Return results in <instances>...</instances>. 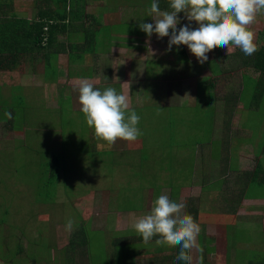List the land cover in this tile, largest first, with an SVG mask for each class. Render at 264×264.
<instances>
[{
	"label": "rangeland",
	"instance_id": "1",
	"mask_svg": "<svg viewBox=\"0 0 264 264\" xmlns=\"http://www.w3.org/2000/svg\"><path fill=\"white\" fill-rule=\"evenodd\" d=\"M117 3L118 0H88L87 11H93L99 23H105L107 20L116 23L119 20L117 25H112L116 31L112 34L113 40L124 45L123 48L112 46L107 53H98L94 63H90L91 59L87 58L88 56L82 63L69 62L66 55L59 56L57 60L59 74L56 83L48 87V92L42 90L47 85L42 80L36 84L42 89L35 87L36 96L43 94L45 108L51 112L44 113L42 106L44 104H39L41 98L24 97L18 89L5 92L0 89V112L3 113L2 116L0 115V130L4 131H0V154L7 155L0 163V264H61L59 249L35 250L33 247L35 250L33 252L31 249H25L26 243L35 231L46 232L55 228V232L59 230L55 235L58 247L65 244L66 231H68L65 228L67 219L74 220L72 230L68 231L74 233L79 218L72 202L75 203L80 198L91 204V207L85 205L86 211L83 212V217L92 218L93 228L96 225L101 227L106 222L110 229L113 224L114 229L121 230L122 224L127 225V219L115 213L116 209L123 213L133 211L142 214L145 209L150 210L152 202L160 195H167L172 201L184 203V196L190 192L189 188H185L179 193L180 186L184 183H194L199 191L193 188L191 192H198L197 195L203 197V193L209 191L202 192L199 189L200 183L209 176L214 178L217 171V168H211L207 162L209 159H219L223 154L222 147L228 149L233 156L238 153L236 157L239 164L248 171L254 167L257 157L261 158L260 165H264V153L258 151L264 140V96L258 98L263 102L259 108H247L249 104L244 106L242 98H247L248 103H254L257 91L256 89L253 91L248 86L250 82L245 81L244 97L240 92L235 93L240 83L236 78L221 77V81L216 82L215 89L204 90L200 86L202 80L196 81V77L195 80L189 79L188 65L183 63V60L180 62L182 58L177 55V51L175 62L173 61L172 50L167 51L170 37L158 39L153 33L149 38L140 29L141 23L154 25L153 18L147 16L146 5L149 0H120L123 6H127L123 11L127 13L122 19L112 16ZM13 5L19 8V10L15 8V11L26 12L27 18L34 14L32 0H13ZM177 15L180 19L178 29L189 23L193 29L194 22H189L184 13ZM125 17L127 21H124ZM4 18L6 19V16L1 12L0 23ZM141 36H143L142 39L140 38L142 41L138 39ZM100 37H102L101 33ZM145 37L147 40L144 39ZM218 55L222 53L217 52L213 73L209 75L203 72V80L210 82L214 76L223 75L225 69L228 70L234 64L238 67L237 62ZM233 56L238 58L241 54L235 53ZM183 67L186 68L185 71ZM172 69L183 71L184 76L166 79L165 76L172 73ZM195 70L199 72L196 68ZM13 73L7 72L8 76L3 74L0 76L2 87L5 83L13 85L12 83L18 81L16 73ZM249 76L257 79L259 73L250 66ZM246 77H248L247 72ZM80 79L90 80L100 90L115 87L117 93L127 95L130 109L140 117L138 127L142 135L134 142L118 140L111 147L97 141L93 130L86 125L80 111L79 93L76 87ZM170 82L171 86H174L173 89L170 87ZM195 82L198 83V89L192 85ZM177 84L180 86L183 84L185 88L187 85L190 87L182 91L177 88ZM30 87L33 86H26V88ZM10 95L12 99L21 98L22 106L16 101H7L5 98H10ZM205 100L210 102L208 104L210 106L204 104ZM5 113H10L11 119ZM212 119L215 124L213 129L210 128ZM224 119L229 121L228 130L232 131L234 142L230 141L222 146L226 136L223 141H220V136L227 132L221 128L225 124ZM13 120L32 128L34 124L43 128L44 125H48L46 121H49L53 125L50 131L56 132L58 136L60 128L63 139L60 141L58 138H53L48 144L49 130L38 132L34 128L29 129L33 134L27 137L22 133L4 136L7 131L14 132L11 129ZM221 120H224L223 123ZM200 144L207 147L203 154H198L199 171L195 175L194 156L195 152L200 151L198 146ZM50 145L52 146L49 147ZM18 146L19 149L16 148ZM38 149L41 152L39 154H37ZM45 149L59 154L62 169L56 187L49 189L43 188L44 183L37 182L33 178L35 173L42 172L37 167L39 160L40 168H46L45 163L50 155L42 152H46ZM241 154H247V160ZM218 166L223 167L221 164ZM208 168L207 174L205 170ZM216 187L217 185L214 186ZM250 191L255 190L250 188ZM94 194L96 198H89ZM216 194L222 195V190L213 191L212 197ZM186 202L188 203V200ZM77 207L79 209L81 206ZM198 211L190 206L183 209V214L191 215L194 219ZM231 217L235 219L228 218L224 222L233 225L228 227L226 225L224 228L229 232L227 240L231 244H239L242 248L243 245L237 240V237L242 236V232L235 230L236 217L233 214ZM56 223L60 226L58 227ZM240 225L244 228L242 221ZM246 225L250 226V224ZM58 234H60L59 238H57ZM45 235L47 238L51 236L50 233ZM199 236H202L200 232ZM247 238L248 245L239 251L238 256L242 260L249 261L255 258L251 252L260 244H257L258 240H256L251 249L249 245L252 239ZM202 240L211 241V237L205 236ZM8 244L12 245V249H8ZM18 247L23 248V252L17 253ZM174 248L178 251L179 247ZM42 249L49 254H42ZM6 250L11 252L5 257L3 252ZM224 254L217 253V257L222 258L221 255ZM231 254L230 263L226 257L223 264L236 263L232 252ZM202 255L207 260L208 252ZM37 256L48 257L49 263H46L47 260H40ZM210 256L213 259L212 255ZM12 258L16 259L12 262ZM32 258L36 262H32ZM236 259L238 260V257Z\"/></svg>",
	"mask_w": 264,
	"mask_h": 264
},
{
	"label": "crops",
	"instance_id": "2",
	"mask_svg": "<svg viewBox=\"0 0 264 264\" xmlns=\"http://www.w3.org/2000/svg\"><path fill=\"white\" fill-rule=\"evenodd\" d=\"M10 6V11L9 9H7V15H5L7 18L11 17V14L16 15L17 17H26V12H17L14 9H18L19 8L17 6L13 5V0H6ZM97 1H107V0H97ZM113 1V0H111ZM127 6H123L122 3H120V0H118V3L115 7L114 12L112 13V16H116L120 19H122L123 15H125L127 12H123L124 9H126ZM147 8H149V6L146 5ZM32 9L33 5H32ZM12 12V13H10ZM35 13V11H34ZM183 13V12H181ZM34 16V14H33ZM33 16H31L30 18H32ZM27 18V19H30ZM128 19L125 17L124 21H127ZM194 22V21H193ZM194 27L193 29H195L198 25L194 22ZM191 27V25H190ZM180 28V27H179ZM178 27H177V31H178ZM251 30L254 31L255 33V40L254 43L256 45V48H264V15H259L257 17L256 22L251 25ZM143 37V36H142ZM141 37V39H142ZM167 38V37H166ZM141 39H139L140 41H142ZM146 39V37L144 38ZM147 40V39H146ZM145 40V41H146ZM114 46V45H113ZM123 48L121 45L119 44L117 47ZM112 47V46H111ZM110 48V47H109ZM231 50L228 52L226 48H214L212 51H210L207 55H208V60L202 64L199 65L198 61L196 62V57L190 53L189 49L187 48V46L185 45H180L178 48L177 46L173 45L172 47V57L174 58V62H175V53L177 51V55L180 56L182 59H180V62L183 60V63H187L186 65H188V76L189 79H196V81H201L204 79V76L202 75L203 72L208 73L209 75L211 73H213L214 71V67H213V63H215V57L217 55V52H221L222 55H218V56H222V57H227L230 61L232 62H237L238 63V67L237 64H234V66H231L228 70L225 69V71L222 73L223 75L221 76H212L213 79L211 80V83L214 84L212 89L216 88V82H220L221 81V77H226V78H236L240 81V83L238 84L239 88L238 90H236L235 93L240 92L242 94L243 92V88L245 85V81L247 78H249V67L251 66V62H253L254 57H255V52L252 55H245L239 48H235L232 47L230 45ZM51 50L54 51V49L52 48ZM50 50V51H51ZM109 51V49H108ZM108 51H105V53H107ZM170 52V51H169ZM100 53V52H98ZM86 54L85 58H90L91 62L90 63H94L96 58H97V54ZM235 53H240L241 57L235 58V56H233ZM66 53H61L58 55L59 56H65ZM67 56V59L69 62H77V63H82V61L85 59H79L77 61L75 60H70L69 56ZM38 57L39 54H36L35 57H31L32 59L30 60L28 57L24 58H18L19 62H17L15 65L13 66H9L7 68L4 69H0V76L3 74L5 76H8L6 73L7 72H14L13 74L16 73L18 81L16 80L15 83H12L13 85H9L7 83H5V85H3V92L5 91H12L14 89H18L19 93L23 94L24 97L29 96L31 98H37L38 96H42L43 94H39L38 96H36V88L37 89H42L41 87H39L38 85H36L38 83L39 80H42L43 82V76L41 74V66L39 65L38 62ZM58 60V58H57ZM94 61V62H93ZM196 62V63H195ZM195 63V64H194ZM57 64V62H56ZM195 68L197 70H199V72H196ZM186 68L183 67V71H185ZM181 70H177V69H172V73H170L169 75H166L165 78H182L181 76H184V72ZM246 72L248 77L245 78L246 76ZM200 73V74H198ZM251 78V77H250ZM12 79H16V77H12ZM194 79V80H195ZM251 79H255V78H251ZM203 82H207V80H204ZM44 83V82H43ZM201 83V82H200ZM211 84V85H212ZM36 85V86H35ZM172 83L170 82V87L171 89L174 88V86H171ZM194 87H197L198 83L195 82L192 84ZM26 86H33L30 88H26ZM51 85H45V87L42 89L45 92H48V87ZM182 86V87H181ZM177 84V88H179V90H188L190 86L187 85V87L185 88V85L183 84ZM36 87V88H35ZM176 87V86H175ZM198 89V87H197ZM206 90V89H204ZM208 90L210 91L211 88H208ZM29 91V92H28ZM22 101L21 98L18 99L19 101ZM210 102H208L206 105H208ZM210 106V105H208ZM225 120V124L227 123L226 119ZM223 120V121H224ZM10 121V120H9ZM223 121L221 120V123H223ZM16 123H18L17 120H13V125L11 126V129L14 130L13 131H7L6 134L4 136H10V134H18V133H22L24 134V129L22 125L17 126ZM229 123V121H228ZM20 124V123H19ZM223 124V126L225 125ZM59 127V125H58ZM213 127H215L214 124V119H212V124H211V129H213ZM222 127V126H221ZM229 127V126H228ZM2 132H4L3 130H0ZM226 134H222L220 136V141L224 140V137L226 136V140L224 142V145L228 144L231 140V142H234L231 133L232 131L229 129ZM56 132H51L49 134V139L50 141H48V144L50 142L53 141V138H58L60 139V141L63 139V135L62 132L59 128L58 130V136L56 135ZM227 137H229V139L227 140ZM239 139V137L237 138ZM248 141V140H245ZM214 142V141H212ZM52 145H50L49 147H51ZM200 148V151L198 153L195 152V156H194V166L193 168L195 169V175L196 173L199 171V160L198 158H200V156L198 157V154H203L206 147L204 144H200L198 145ZM48 147V146H47ZM17 149H19V146L16 147ZM16 149V150H17ZM240 149V148H239ZM242 149V148H241ZM48 150V149H47ZM1 151V150H0ZM49 151V150H48ZM259 151V149H258ZM55 153V151H53ZM222 152L223 154H221V157L215 158V159H209V161L207 162L208 164H210L211 168L215 167L217 168L216 171V176L214 178H211V176H209L208 179H203V181L200 183V187L199 189H201V191H205V189L203 188V186L205 184H211L213 181H215L216 179H218L220 176L223 177L222 181L220 182L221 188L220 190H222V195H218L216 194L214 197L213 196V191L216 190H212L206 193H203L204 196L203 197H199L198 192L197 193H192L191 191L193 190V188H195V190H198V186H194V183H184L180 186V191L181 189H185V188H189V194L184 196V204L187 207H195L196 210L198 211V214L195 215L194 221L199 225L200 227V233L202 236L197 237V244L198 247L195 248V250L193 249L191 251V255L193 257V261L192 264H201V256L203 257V253L208 252V258L207 260L203 257L202 260V264H223L226 261V257L227 260L230 261L232 260L231 258V252L234 255V260H235V264H248L247 260H242L239 256H236L235 254L238 255L239 251L243 248H245L246 245H248V238H251L252 241L250 242L249 247L252 249V246L254 242L257 241V244H260L258 246V248L255 249V255L257 256V258L255 259L256 261H260L263 262L264 260V190L260 191L255 190L254 192H251L250 189L248 188H244V183L246 181V174L249 173L250 171H248V169H246V167L242 166L241 164H239V160L237 159L236 155L237 154H230V151L228 149H225L224 147H222ZM242 156H244L247 160V154H241ZM7 156L6 154H0V163L3 157ZM198 157V158H197ZM201 160V159H200ZM260 160L261 158L257 157V160L255 161V165L257 163V161ZM219 161H223L222 163H220ZM198 163V164H196ZM204 163V162H201ZM247 163V161H246ZM245 163V164H246ZM218 164H221L223 167L220 168L218 166ZM244 164V163H243ZM254 165V166H255ZM261 167L264 168V165H261ZM221 169V170H220ZM208 169L205 170V173L208 174ZM222 172L223 175H220V173ZM225 185H228L229 188H225ZM244 188V189H243ZM220 190H218V192H220ZM199 191V190H198ZM260 191V192H259ZM178 193V194H179ZM95 196L91 195V197L89 198H93ZM83 198H80L79 200H77V202H72V204H74V209L77 211L78 215V221L77 224L75 225L76 227L74 228V233L75 231L80 227V226H84L87 228L88 231L91 232H100V236L102 237V239L104 240V243L102 242V251L101 254H103V256L97 261H95V264H112L111 261L109 260V257L113 251V247H112V240L115 238H127V249H128V255L127 257V264H186V262L184 261H179L176 259L177 255L179 254L178 251H175L174 247H170L168 245H163V246H157L155 244V239H157V237H154L152 241H150L148 244H145L142 240L141 237H139L135 231L132 229L131 225L134 222V220L144 214H146L148 212V209H145V212L142 214H137L133 211L131 212H126L124 211L121 212L120 210L115 211V213L117 212L118 215H120V217H125V219H127V225H123V227L121 228V230L118 229H114L115 225L111 224V229L108 227V224L106 225V222H104V224H102L101 227H99L98 225H96L93 228V220L92 218H84L83 217V212H85V205L87 207H91V204H89V202L87 203V201L85 202L84 200H82ZM90 200V199H89ZM188 200V203L186 202ZM77 206H81L79 209ZM209 206V207H208ZM185 209V208H184ZM218 213V214H217ZM126 214V215H123ZM217 214V215H216ZM231 214L234 215V217H236V222H235V230L236 231H240L242 232V236L237 237V240L240 242V244L243 245V247L241 248L239 246V244H231L229 247L227 245L228 240H227V236L229 235V232L225 231L224 228H226L228 226H233L232 224H226L224 222H226L228 220V218L231 219H235L233 217H231ZM115 217V214L113 215V219ZM237 218H239L237 220ZM97 219V218H96ZM76 221V220H75ZM242 221L243 227L246 230H243L244 228H242V225H240V222ZM217 224V225H216ZM246 224H250V226H247ZM55 224H53L54 226ZM57 225V223H56ZM55 225V226H56ZM58 227L60 225H57ZM53 228V227H51ZM55 228L52 229V231H35L33 233V235L30 236V238L28 239L27 243H26V250H33V252L35 250L41 249V248H51V251L55 250L60 253L62 252V250L65 248L66 245V241L68 239V237H70L72 235V232H68L66 231V240H65V244L61 245L60 247H58V244L56 242L55 239V235L59 232V230H56L55 234ZM50 233L51 236H48V238L46 237L45 234ZM40 235V236H39ZM258 235V236H257ZM60 234H58L57 238H59ZM211 237V241H201L202 238L204 237ZM41 237L44 239V242H39L37 243V239ZM56 242V243H55ZM24 245V244H23ZM31 247V248H30ZM35 247V250L34 248ZM200 249H203L202 253L200 251ZM43 250V249H42ZM223 252L225 253L224 255H221L222 258L220 256L217 257V253ZM42 254H46L48 255V251L43 250L41 252ZM114 255V253H112ZM60 255L62 256V254L60 253ZM59 255V256H60ZM213 257V259L211 258V256ZM39 257L40 260H47L46 263H49V258L48 257H44V256H37ZM238 257V260L236 259ZM56 260V259H55ZM247 261V263H246ZM32 262H36L35 259L32 258ZM51 264V263H50ZM61 264H64L61 260Z\"/></svg>",
	"mask_w": 264,
	"mask_h": 264
},
{
	"label": "clouds",
	"instance_id": "3",
	"mask_svg": "<svg viewBox=\"0 0 264 264\" xmlns=\"http://www.w3.org/2000/svg\"><path fill=\"white\" fill-rule=\"evenodd\" d=\"M170 11H161L158 0H152L147 16L152 23H141L140 29L150 38L153 33L157 38L170 37L167 51L173 45H185L202 65L208 60V53L214 48H226L230 45L239 48L245 55H252L256 50L255 33L251 30L259 15H264V0H169ZM183 12L189 22L179 28L178 13ZM171 30V33H170ZM80 111L86 125L93 130L94 138L111 147L118 140L134 142L142 135L138 124L139 115L130 109L129 97L117 93L113 87L104 90L96 88L88 79L77 82ZM5 115L11 119L10 113ZM185 204L160 195L150 210L136 218L131 227L145 244L155 239L157 246H179L176 259L192 264L190 254L198 247L199 225L193 217L183 214ZM74 220L69 218L65 228L72 230ZM201 253L203 249H200ZM203 257L201 256V264Z\"/></svg>",
	"mask_w": 264,
	"mask_h": 264
},
{
	"label": "trees",
	"instance_id": "4",
	"mask_svg": "<svg viewBox=\"0 0 264 264\" xmlns=\"http://www.w3.org/2000/svg\"><path fill=\"white\" fill-rule=\"evenodd\" d=\"M151 3L152 0H149V3H147L149 8ZM158 4L162 11L171 10L169 7V0H158ZM32 5L35 13L30 19L17 17L16 15L11 14V17H6V19L4 18L1 20L0 69L15 65L19 62V57L24 59L25 57H28L31 60V57H35L36 54H39L40 57H38V62L41 66L43 82L47 85H52L56 83L59 74L56 64L59 54L66 53L70 60L77 61L85 58L86 54L105 52L108 51L109 47L119 45L117 40H113L114 36L112 34V32H116L112 25H117L119 20L117 19L118 21L116 23H112L111 20H107L105 23H99L96 20L94 12L90 10L87 11L88 0H32ZM7 9L10 11L8 2L6 0H0V13L3 12L4 15H7ZM113 20H116V18H113ZM100 33L102 34V37H100ZM117 38H119V35ZM52 48L54 51L51 50ZM250 65L255 72L259 73V77L255 80L249 77L246 81L250 82L248 86H250L252 90L256 89L257 94L255 93L256 96L254 97V103H248L246 101L247 98H242V101L245 103H243L244 106L249 104L247 108H259L263 102L258 98L264 96V48H258L255 51L254 60ZM203 81L204 80L200 83V86L203 89H206L207 91L208 88H213L214 84H212L211 81ZM0 89L3 91L1 85ZM242 96L244 97L243 92ZM240 97H238V99ZM37 98H41L39 104H44L42 105L44 107V113H48L50 110L45 108L43 97L38 96ZM5 99L9 102L16 101L22 106V101L20 100L18 102V99H12V95H10V98ZM205 103L207 104L208 100H205ZM233 104L235 103H232V105ZM0 115L2 116L3 113L0 112ZM46 123L48 125H44L43 128L41 125L36 124L33 125V128L37 129L38 132L41 130H49V136V134L53 132L50 131L53 125L52 123H49V121H46ZM16 125L19 126L22 124L16 123ZM22 126L26 137L29 134H33L30 132V130H33L32 127H28L25 124ZM228 126L229 123L227 121V123L221 128L228 132ZM225 134L227 136V133ZM228 139L229 137H227V140ZM48 141H50L49 137ZM45 150L46 152H42L50 155L49 160L45 163L46 168H40L39 160L37 162V167H39L42 172L35 173L33 178L36 179L37 182L40 181L42 184L44 183L43 188L49 189L53 188L59 181V172L62 169L61 163H59V154L54 153L53 151H48L47 149ZM259 151H263L264 153V140L260 144ZM39 153L41 152L38 149L37 154ZM220 175H223L222 172ZM222 179L223 177L220 176L211 184H205L203 188L206 191H218L221 188L219 185ZM215 185H217L216 188H214ZM225 188H229V186L225 185ZM244 188H254V190L259 189L260 191L264 190V168L261 167L260 160H258L253 169L246 174ZM47 198H49V195H47ZM186 208L189 207L186 206L185 209ZM42 240L44 239L39 237L36 242H43ZM102 242L104 243V240L100 236V232H91L88 231L86 227L80 226L75 233H72V235L68 237L65 248L60 252L62 254L61 260L64 264H95V261H98L103 256V254H101ZM111 243L113 247L112 253H114V255L111 253L109 257L111 263L127 264V238H115ZM21 244L23 245L24 242ZM227 245L229 247L231 243L229 242ZM11 247L12 245L8 244V249H12ZM179 251L180 248H178V252ZM9 252L11 251L6 250L3 252L5 253L4 256L6 257ZM21 252H23V248L18 247L17 253ZM251 254L255 255V251H252ZM235 255L238 256L237 254ZM256 258L257 256L255 255V258L249 260L248 264H264V260L263 262H260L256 261ZM15 259L16 258H12L11 261L13 262Z\"/></svg>",
	"mask_w": 264,
	"mask_h": 264
}]
</instances>
